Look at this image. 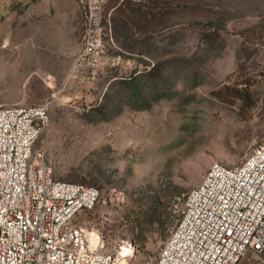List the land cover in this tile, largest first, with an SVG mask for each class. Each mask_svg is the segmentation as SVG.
I'll return each mask as SVG.
<instances>
[{
	"label": "rangeland",
	"instance_id": "1",
	"mask_svg": "<svg viewBox=\"0 0 264 264\" xmlns=\"http://www.w3.org/2000/svg\"><path fill=\"white\" fill-rule=\"evenodd\" d=\"M45 102L35 147L100 190L74 222L152 263L211 165L264 141V0H0V107Z\"/></svg>",
	"mask_w": 264,
	"mask_h": 264
},
{
	"label": "built area",
	"instance_id": "2",
	"mask_svg": "<svg viewBox=\"0 0 264 264\" xmlns=\"http://www.w3.org/2000/svg\"><path fill=\"white\" fill-rule=\"evenodd\" d=\"M102 47L90 35L87 49ZM50 102L0 107V264H127L102 249L96 231L74 221L100 190L55 177L35 145L50 121ZM264 262V141L240 166L216 162L183 202L181 218L149 264Z\"/></svg>",
	"mask_w": 264,
	"mask_h": 264
},
{
	"label": "trees",
	"instance_id": "3",
	"mask_svg": "<svg viewBox=\"0 0 264 264\" xmlns=\"http://www.w3.org/2000/svg\"><path fill=\"white\" fill-rule=\"evenodd\" d=\"M218 32V29H217V27H214V31L213 32H208L206 35H205V37H207V38H210V39H213V36L212 35H214L215 33H217ZM239 91V94H238V97H240V98H242L243 97V95H242V91L241 90H238Z\"/></svg>",
	"mask_w": 264,
	"mask_h": 264
}]
</instances>
